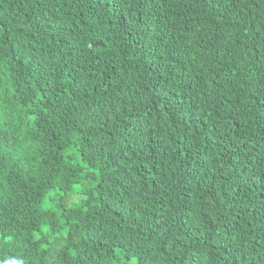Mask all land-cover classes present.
I'll return each mask as SVG.
<instances>
[{"label": "trees", "instance_id": "obj_1", "mask_svg": "<svg viewBox=\"0 0 264 264\" xmlns=\"http://www.w3.org/2000/svg\"><path fill=\"white\" fill-rule=\"evenodd\" d=\"M0 264H264V0H0Z\"/></svg>", "mask_w": 264, "mask_h": 264}]
</instances>
